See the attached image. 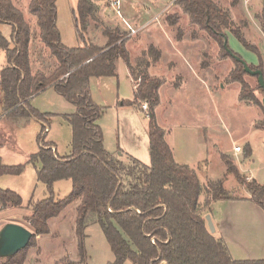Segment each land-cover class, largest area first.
Segmentation results:
<instances>
[{"label": "rangeland", "instance_id": "1", "mask_svg": "<svg viewBox=\"0 0 264 264\" xmlns=\"http://www.w3.org/2000/svg\"><path fill=\"white\" fill-rule=\"evenodd\" d=\"M9 1L28 21L32 41L38 39L39 28L32 21H36V18L28 11L29 0ZM90 1L95 10L88 20L85 38L102 47L107 42L102 30L117 31L124 35V47L133 73L131 79L128 67L119 60L116 63V77L92 78L89 82L93 102L104 108L99 125L106 151L125 163H128L126 157L131 156L127 153L133 152L137 160L149 166L147 103H143L145 110L142 107L136 109L115 106L118 102L133 99L132 87L139 83L138 80L135 81L136 76L145 73L161 83L157 91L159 104L155 108V114L157 124L166 133L165 140L173 148L178 164L184 163L182 165L192 169L204 189L209 183L220 182L226 194L232 198L249 196L246 188L227 172L222 156L232 161L246 182L254 180L263 184L264 113L259 105L240 99L241 86L231 80L235 69L233 60L222 55L219 45L207 31L191 21L177 0H122V16L132 27L139 29L146 21L151 20L136 35L129 37L121 19L114 16L102 0ZM213 1L228 14L234 28L240 30L244 40L260 52L264 74V35L258 19L264 8V0ZM76 3L77 0L56 1L57 27L62 44L68 48L83 46L75 33ZM159 11L161 13L154 17ZM225 34L229 50L241 57L247 65L256 67L257 56L245 50L230 32L226 31ZM37 43V40L33 42L32 72L47 76L56 67V60L47 48L43 50V54H38L41 46L36 45ZM150 45L160 53L156 62H152L149 54L144 55ZM2 53L0 52V63L4 60ZM179 54L185 58H182V63L176 58ZM243 80L248 85L249 92L260 102L263 95L258 90L256 78L245 75ZM32 105L43 114L56 115L50 117V131L45 134L44 142H55L60 156L70 153L71 129L62 115L73 113L74 107L52 89L38 95ZM40 131L39 123L33 118L20 121L6 118L0 120L2 163L8 166L24 165L20 176H2L0 179L1 189H10L22 198L21 207H0V230L6 224L29 229L26 223L30 215L28 203L30 200L40 201L47 197L45 186L36 179V168L27 163L29 156L39 149L37 137ZM247 145L251 148L250 155L246 153ZM235 147L241 150L236 152ZM70 191L69 180L53 185L55 199H63ZM202 195L205 198L200 199V211L204 212V218L209 216L214 229L218 220L229 216L226 225L231 228L224 232L217 228L212 235L224 239L232 258L264 259V212L253 204L256 207L254 212L245 203H210L212 206L209 205L210 208L206 209L209 195L205 191ZM62 217L60 221L51 223L48 234L36 237L23 264L79 262L74 231V204L66 208ZM238 238L243 246L237 244ZM84 244L87 256L83 264H112L113 254L96 223L87 225Z\"/></svg>", "mask_w": 264, "mask_h": 264}, {"label": "trees", "instance_id": "2", "mask_svg": "<svg viewBox=\"0 0 264 264\" xmlns=\"http://www.w3.org/2000/svg\"><path fill=\"white\" fill-rule=\"evenodd\" d=\"M56 1L29 0L28 11L36 18L39 28L38 39L32 41L30 26L21 11L9 0H0V26L7 24L12 30L10 42L0 31V52L5 57V65L0 70V116L17 121L33 118L42 124L37 137L39 149L29 156L27 163L36 168V179L45 186L47 193L46 198L28 203L30 215L26 223L32 233L29 244L15 255L0 258V264H23L36 237L49 233L48 221L76 200H79V205L74 231L80 260L68 264L84 263L87 256L85 229L92 223L101 229L114 257L112 264H264V260H234L225 242L209 233L204 212L200 211L201 194L205 191L209 195L206 209L212 202L238 198L228 196L220 182L209 183L204 189L192 169L175 162L164 131L155 119L157 91L161 84L158 79H151L145 73L136 76L135 81L139 83L135 84L136 87L134 85L133 100L121 102L122 106L136 109H140L143 103L148 105L149 166L131 156L126 157L128 163H125L106 151L98 124L104 108L93 102L89 82L91 78L116 77L119 60L128 67L133 78L124 35L104 29L102 34L107 39L106 44L102 47L92 44L85 38V33L95 7L90 0H77L75 33L83 46L68 48L62 44L57 27ZM177 3L193 23L217 42L222 55L233 60L235 69L231 80L241 86L240 99L262 108V102L249 92L243 80L247 74L241 62L233 59L223 45L227 39L225 32H230L245 50L257 56V66H248L263 73L260 52L244 40L228 14L213 0H177ZM258 19L264 35V8ZM35 40L56 60V67L47 76L32 72L29 47ZM146 54L152 57V62L160 57L152 45ZM257 87L264 96L258 84ZM48 88L75 109L72 114L62 115L71 129V152L66 157L58 156L53 150L54 145L44 142L49 119L56 115L42 114L30 103L32 98ZM245 148L250 155V146ZM222 160L227 172L246 188L249 199L264 212V183L246 182L228 157L222 156ZM23 170L24 165H4L0 158V177H17ZM63 180L70 181L71 191L63 199H55L53 185ZM21 205L19 194L10 189H0L2 209Z\"/></svg>", "mask_w": 264, "mask_h": 264}, {"label": "crops", "instance_id": "3", "mask_svg": "<svg viewBox=\"0 0 264 264\" xmlns=\"http://www.w3.org/2000/svg\"><path fill=\"white\" fill-rule=\"evenodd\" d=\"M164 9V8H163ZM159 13H161L160 11L159 12H157L155 15H154V17H156ZM129 14V13H128ZM154 17H153V19H154ZM133 19V18H132ZM25 21H26V19H25ZM30 21H31V19H30ZM34 23L36 22L35 20H32ZM100 21H102V20H100ZM149 21H151V20H148V21H146L145 23H144V25H142L141 27H146L147 25V22H149ZM27 23H28V21H26ZM33 23V24H34ZM29 24V23H28ZM30 26V25H29ZM141 27H139V28H141ZM31 28V27H30ZM0 31H1V34H2V36L8 41V42H10L11 41V33H12V30H11V26H9V25H7V24H3V25H1L0 26ZM38 41V40H37ZM177 44V43H176ZM36 45H40L41 47H40V49H39V52H38V54H40V52H41V54H43L44 52H43V50L45 49L44 47H43V45L38 41V43L36 44ZM169 45V47H173V45H171V44H168ZM33 48H34V44H33V42H31L30 43V47H29V52H30V64H31V69L33 70V58H32V51H33ZM2 55H3V58H4V60L3 61H1V63H0V70L4 67V65H5V57H4V54L2 53ZM176 58L182 63V58L185 60V58L182 56V54H179V55H176ZM42 62V61H41ZM176 69H177V67H176ZM186 70H187V68H186ZM187 72H188V70H187ZM34 73V72H33ZM128 73H129V71H128ZM192 73V72H191ZM188 74H190L189 72H188ZM117 75V74H116ZM150 75V74H149ZM129 77H131L130 76V73H129ZM150 77H151V75H150ZM92 79V78H91ZM90 79V80H91ZM183 85V84H182ZM182 85H181V87H182ZM133 88V92H134V87H132ZM49 89H51V88H48V89H46L45 91H43L42 93H44V92H46L47 90H49ZM41 93V94H42ZM40 95V94H39ZM38 96V95H37ZM36 96V97H37ZM36 97H34V98H32L31 99V106L33 107V105H32V102H33V100L36 98ZM133 100V99H132ZM131 100V101H132ZM122 102V101H121ZM121 102L119 103H116L115 104V106L116 107H123L122 105H121ZM158 104H159V99H158ZM157 104V105H158ZM34 109H36L35 107H33ZM156 108V107H155ZM37 110V109H36ZM38 111V110H37ZM154 111H155V109H154ZM39 112V111H38ZM41 113V112H40ZM43 114V113H42ZM44 114H47V113H44ZM70 114H72V113H70ZM54 115V114H53ZM1 119H3L2 118V116H0V120ZM155 119H156V114H155ZM20 120H23V119H20ZM20 120H18V121H20ZM35 121H37L36 119H35ZM49 121H50V119H49ZM157 121V120H156ZM38 122V121H37ZM147 122V121H146ZM39 123V125H40V127L42 126V124L40 123V122H38ZM157 123V122H156ZM98 124H99V122H98ZM158 125V124H157ZM100 126V125H99ZM159 126V125H158ZM50 131V128L48 127L47 129H46V133L47 132H49ZM164 134H166V133H164ZM166 141H167V144L169 145V147L171 148V150H172V153H173V158H174V160H175V162L178 164V162H177V159H176V157H175V154H174V151H173V148L170 146V144H169V142H168V140L166 139ZM47 142H49V143H52L53 145H54V148H53V150L54 151H56V153H57V155L58 156H60L59 154H58V148H57V146H56V144H55V142H53V141H47ZM71 152V151H70ZM127 154H131V157L132 158H135V159H137V156L133 153V152H131V153H127ZM70 155V153H65V155H63V156H60V157H66V156H69ZM130 156V155H129ZM1 158V157H0ZM3 162V161H2ZM4 164V163H3ZM180 165H182V164H184V163H179ZM5 165V164H4ZM13 177V176H12ZM0 179H2V177H0ZM59 182V181H58ZM57 183V182H56ZM1 189V188H0ZM203 194V193H202ZM201 194V196H200V198H199V205H200V199H204L205 198V196L203 197V195ZM218 202H225V203H234V204H237V205H242L241 203H245V204H247L248 205V208L250 209V210H252V211H256L255 209H256V207L255 206H253V202L249 199V196L247 197H244V198H238V199H236V200H230V201H215V202H212L213 204H215V203H218ZM72 204H74V206H75V208L77 209V207H78V205H79V200H76V201H74L73 203H71L70 205H72ZM70 205H68V206H70ZM210 206H212V204H209ZM256 205V204H255ZM67 206V207H68ZM257 206V205H256ZM66 207V208H67ZM239 207V206H238ZM66 208L57 216V217H55V218H52V219H50L49 221H48V226H49V228H50V231H51V223L52 222H57V221H60L63 217H62V215H63V213H64V211L66 210ZM210 208V207H209ZM77 214V213H76ZM75 219H76V217H75ZM228 220H229V216H225L224 218H222V219H220V220H218V225H216V227H215V230H217V228H220V229H222L223 230V232H224V230H226V229H228V228H231V226H228V225H226V222H228ZM240 238V237H239ZM238 238V245L239 246H243V243L241 242V240ZM223 241H224V239H222ZM225 242V241H224ZM226 244V243H225ZM226 246H227V244H226ZM227 248H228V250H229V252H230V249H229V247L227 246ZM230 254H231V252H230ZM232 256V255H231ZM264 258V257H263ZM262 260H264V259H262Z\"/></svg>", "mask_w": 264, "mask_h": 264}, {"label": "water", "instance_id": "4", "mask_svg": "<svg viewBox=\"0 0 264 264\" xmlns=\"http://www.w3.org/2000/svg\"><path fill=\"white\" fill-rule=\"evenodd\" d=\"M224 47L227 52L230 53L231 57L237 61H240L244 72L251 76L256 77L258 86L264 92V75L260 70H251L249 66L238 56L231 54L230 50L227 48V40H224ZM262 109L264 111V96L261 99ZM205 221L207 229L210 234L215 232V229L211 223L208 215L205 216ZM32 233L25 227L16 224H6L0 230V258L9 257L17 254L19 251L23 250L29 244Z\"/></svg>", "mask_w": 264, "mask_h": 264}, {"label": "built area", "instance_id": "5", "mask_svg": "<svg viewBox=\"0 0 264 264\" xmlns=\"http://www.w3.org/2000/svg\"><path fill=\"white\" fill-rule=\"evenodd\" d=\"M108 7V9L114 14V16L118 17L119 19H121L122 23L125 26V29L128 33L127 36L132 37L134 35H136L138 33V31L142 28L139 29H135L134 27H132L122 16V12H121V5H122V0H102ZM136 87V85H135ZM134 87V88H135ZM142 109L145 110L146 106L145 104H143ZM241 149L239 147H235L234 151L239 152Z\"/></svg>", "mask_w": 264, "mask_h": 264}]
</instances>
